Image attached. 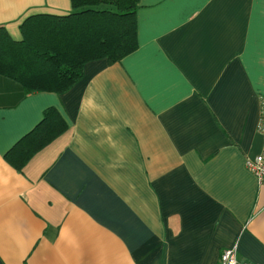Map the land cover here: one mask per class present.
Returning a JSON list of instances; mask_svg holds the SVG:
<instances>
[{
	"label": "crops",
	"instance_id": "crops-1",
	"mask_svg": "<svg viewBox=\"0 0 264 264\" xmlns=\"http://www.w3.org/2000/svg\"><path fill=\"white\" fill-rule=\"evenodd\" d=\"M70 0H0V25ZM138 47L63 93L0 75V264H264V0H139ZM55 106L68 130L5 152Z\"/></svg>",
	"mask_w": 264,
	"mask_h": 264
},
{
	"label": "trees",
	"instance_id": "trees-1",
	"mask_svg": "<svg viewBox=\"0 0 264 264\" xmlns=\"http://www.w3.org/2000/svg\"><path fill=\"white\" fill-rule=\"evenodd\" d=\"M139 0H70L67 14L37 13L19 25L21 38H11L0 25V75L23 92L63 93L93 60H120L138 47L136 10ZM68 130L55 106L4 154L22 171L31 157Z\"/></svg>",
	"mask_w": 264,
	"mask_h": 264
},
{
	"label": "built area",
	"instance_id": "built-area-1",
	"mask_svg": "<svg viewBox=\"0 0 264 264\" xmlns=\"http://www.w3.org/2000/svg\"><path fill=\"white\" fill-rule=\"evenodd\" d=\"M260 118L258 121V131L264 136V95L260 97ZM246 168L254 174L258 184L264 183V150L258 155L246 159ZM218 264H248L236 258L234 247L225 248L219 255Z\"/></svg>",
	"mask_w": 264,
	"mask_h": 264
}]
</instances>
